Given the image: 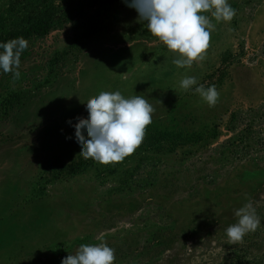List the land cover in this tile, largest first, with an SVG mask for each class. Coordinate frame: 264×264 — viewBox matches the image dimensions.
<instances>
[{"label":"rangeland","instance_id":"obj_1","mask_svg":"<svg viewBox=\"0 0 264 264\" xmlns=\"http://www.w3.org/2000/svg\"><path fill=\"white\" fill-rule=\"evenodd\" d=\"M10 1L0 0V15ZM229 3L235 17L212 21L204 59L190 69L152 43L125 3L87 48L74 47L76 33L64 22L28 42L20 75L0 74L1 87L24 98L0 117V264H61L79 245L101 243L115 250V264L264 259V0ZM184 76L215 85L216 105L181 89ZM101 91L143 96L156 128L200 131L215 122L221 133L197 154L182 148L136 157L115 175L96 165L53 180L55 163L80 152L68 121L86 119L87 100ZM248 199L262 224L230 244L226 229Z\"/></svg>","mask_w":264,"mask_h":264},{"label":"clouds","instance_id":"obj_2","mask_svg":"<svg viewBox=\"0 0 264 264\" xmlns=\"http://www.w3.org/2000/svg\"><path fill=\"white\" fill-rule=\"evenodd\" d=\"M61 4V0H57ZM138 13V21L146 22L148 33L155 37L153 44H163L175 59L178 68H192L204 59L211 33L217 23H230L236 15L229 0H124ZM208 13L209 15H205ZM28 41L17 37L0 42V74L18 77L21 56ZM179 87L193 91L208 107L219 99L215 85L205 87L195 76H184ZM154 107L141 95L125 97L120 91H101L87 100V118H76L73 125L79 155L101 165L122 162L142 144L146 128L152 123ZM237 221L226 229L230 244L243 240L261 226V218L250 199L235 210ZM115 250L106 243L81 244L74 254L61 264H115Z\"/></svg>","mask_w":264,"mask_h":264},{"label":"trees","instance_id":"obj_3","mask_svg":"<svg viewBox=\"0 0 264 264\" xmlns=\"http://www.w3.org/2000/svg\"><path fill=\"white\" fill-rule=\"evenodd\" d=\"M123 3L124 0H61V4L50 0L42 2L11 0L8 4L7 16L0 15V42L17 37H23L28 42L45 38L64 22L76 33L74 47L82 45L83 48H87L90 41L105 29L106 22L110 21L115 8ZM65 55L67 53H62L61 57L64 58ZM58 59L59 57L55 61ZM1 81L2 75H0V117H3L10 115L16 107L22 105L24 98L21 94L4 86L1 87ZM220 133V123L215 122L200 131L160 129L151 123L146 128L142 144L131 156L120 163L104 165V167L110 175H115L119 173L121 167L132 162L136 157H142L140 160L144 161L147 155L172 154L182 148H187L186 151L190 154H197L212 141H216ZM55 164L59 166L58 169H54L58 173L54 175L53 180H59L66 175L74 177L96 165L101 166L92 159L85 160L80 155L67 165ZM253 264H264V259Z\"/></svg>","mask_w":264,"mask_h":264}]
</instances>
